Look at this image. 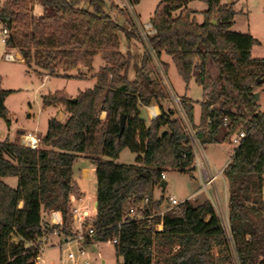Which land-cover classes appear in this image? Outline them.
<instances>
[{"label":"trees","instance_id":"16d2710c","mask_svg":"<svg viewBox=\"0 0 264 264\" xmlns=\"http://www.w3.org/2000/svg\"><path fill=\"white\" fill-rule=\"evenodd\" d=\"M198 1L207 6L202 24L188 7L190 0H161L149 41L159 59H172L186 84L194 76L203 87L206 101L198 127L193 101L181 100L203 147L227 141L245 123L247 137L224 170L228 229L209 201L194 205L188 200L169 210L161 231L155 229L158 220H124L130 207L146 199L155 211L165 206L163 196L155 198L156 188L163 189L162 175L169 169L192 172L195 155L174 111L159 107V117L149 124L141 117L140 108L159 104L167 91L152 79L147 51L121 52L120 34L127 44L129 35L108 14L107 1L6 0L0 7L3 31L9 32L6 43L26 65L49 76L80 66L91 71L100 52L109 65L75 103L63 92L43 97L45 107L63 106L67 116L48 120L39 149L0 141V264H35L41 239L56 229L44 223L43 212L60 211L62 233L69 234L70 199L82 196L73 178L80 157L94 164L97 178V215L86 227L96 231L95 243L118 240L114 250L122 261L117 264H264V112L255 98V90L264 88V59L252 58L257 39L232 31L236 13L231 4ZM38 6L42 15L36 14ZM212 69L220 89L215 96L207 88ZM12 93L1 88L0 80V119L9 127L5 103ZM122 115L126 126L119 137ZM124 150L137 155L135 165L117 163ZM8 179H16V185Z\"/></svg>","mask_w":264,"mask_h":264},{"label":"rangeland","instance_id":"374dc122","mask_svg":"<svg viewBox=\"0 0 264 264\" xmlns=\"http://www.w3.org/2000/svg\"><path fill=\"white\" fill-rule=\"evenodd\" d=\"M6 0H0V7ZM107 12L112 19L119 23L126 34L129 35V44L134 43L137 52L131 48L133 54H143L146 51L143 38L134 24L130 11L128 9L127 0H106ZM161 0H140V3L134 7V12L137 15L138 22L141 25L149 24L154 18L155 11ZM224 4H231L236 13L232 31L242 34H250L259 41L252 50V58L264 59V0H223ZM114 5L123 13L120 14L118 10H110ZM190 8L204 11L207 6L200 2L194 1ZM195 18L199 24L203 23L202 13L197 14ZM36 14L42 15V10L36 7ZM178 14V13H176ZM4 38L3 25L0 22V80L1 88L7 91H13L6 100V108L9 111L11 126L9 127L4 120L0 119V141L9 139V141L17 143L21 138L22 133L36 136L39 140L46 134L48 129V120L52 117L63 118L61 113H67L63 106L45 107L43 104V97L52 95L56 92H63L69 98L74 99L79 92H83L93 87L96 81V76L100 70L108 66L109 63L105 60L102 52L95 57L91 71L84 66H80L78 70L62 73L60 76H49L35 65L28 66L19 60L9 62L6 56L11 54L18 55V51L11 49L7 43L2 40ZM121 52L126 54L127 48L124 35L120 34ZM123 44V46H122ZM160 62L166 72V80L168 86L164 85V80L160 76L157 66L158 64L151 59V65L154 68L151 77L158 81L167 91L165 99H161L159 104L154 103L152 106L162 107L165 112L170 110L175 112L174 118H178V103L174 101V97L188 98L193 101L195 106V125H200V117L202 113V106L206 101L205 91L202 86L196 82L193 76L189 84H186L179 75L172 59L169 56L163 55ZM164 66H167V71ZM210 78L207 81V88L215 96L220 92L219 85L216 84L217 73L214 69L210 72ZM69 76V78L64 77ZM134 75H132L133 78ZM83 78V79H81ZM87 81H86V80ZM255 93H259L260 99L257 102L261 112H264V88H257ZM214 101V100H213ZM211 101V103L213 102ZM215 102V101H214ZM214 107L219 106V103H212ZM149 107H141V117L149 124L148 109ZM236 111V108H232ZM107 115L101 114V120L106 121ZM245 123H241L232 136L225 142L207 145L203 148L211 164L212 174L221 172L224 167L231 161L234 156L237 145L232 143L233 138L237 137L240 131H244ZM22 135V137H23ZM23 140V138H21ZM24 143V142H23ZM25 144V143H24ZM23 144V145H24ZM22 145V146H23ZM41 147V144H39ZM137 155L131 153L129 150H124L120 154L117 163L122 165H135ZM94 164L84 157H80L73 168V178L80 185V189L91 198L92 201L97 200V178L93 170ZM167 187L164 189L156 188L155 198L160 199L162 196L165 203L168 199L174 197L178 202L186 201L194 197L191 202L194 205H199L205 201H209L216 206L218 211H221L225 205L228 204L229 189L225 176L222 174L215 182L212 188L203 189L204 181L202 180L197 167L192 172L182 173L179 170H166L164 172ZM11 186L16 185V179L6 180ZM219 201V204H218ZM166 205V204H165ZM222 207V208H221ZM42 218L45 224L49 223V216L43 212ZM49 244L44 246L41 250V259L45 264H69L64 253L56 247L63 237L49 235ZM54 246V247H52ZM92 264H117L121 262L116 255L114 245L110 242H97L88 247Z\"/></svg>","mask_w":264,"mask_h":264},{"label":"built area","instance_id":"2783aa9c","mask_svg":"<svg viewBox=\"0 0 264 264\" xmlns=\"http://www.w3.org/2000/svg\"><path fill=\"white\" fill-rule=\"evenodd\" d=\"M128 1V0H127ZM128 3V9L129 13L131 15V18L135 25H137V28L140 32V35L143 38L144 44L146 46V51L151 56V59L158 64L157 70L164 80V85L168 86L167 80H166V72L163 68L162 63L160 62V59L156 56L155 52L153 51L149 38L153 36L156 31L153 28L152 23L141 25L138 22L137 15L134 12V7L136 5L132 4L130 1ZM4 38L3 42L6 43L9 38V32L7 30L3 31ZM6 60L9 62H14L16 60H19L20 62H24L23 58H19L18 56H13L11 54L6 56ZM176 103H178V119L184 124V126L187 129L190 145L193 148L194 155H195V167L198 168L200 176L202 180L204 181L203 189L207 190L208 188H212L215 185L216 180L223 174L224 170L227 167V165L231 162H229L224 169L221 172H218L217 174H212L211 172V164L205 155V152L203 151V146L200 144L198 137L196 135V130L192 127L190 124L186 114L183 111V108L181 106V100L179 98H172ZM160 113L159 110L152 106L148 109V116L150 119V122L157 119L159 117ZM229 120L225 118L224 120V126L229 125ZM238 130V129H237ZM247 137V131L244 129V131H240L237 137L233 138L232 143L234 145H237V147L240 145L243 139ZM23 142L26 147H29L31 149H39L40 140L31 134H27L23 137ZM162 179H165V175H162ZM194 200L193 198H190L189 201ZM188 201V200H186ZM183 202H178L174 197H171L168 199V202L165 206H163L159 211H155L152 209L151 202L149 199H146L143 203L140 204L138 207H130L124 217V220L131 219V220H149L154 221L158 220V222L155 225V229L157 231H161L163 229V219L165 214L175 208L180 206ZM219 204V201H218ZM70 210H71V216L73 221L72 229L69 231V234H63L62 229L65 228L64 224V218L60 211H50L47 213L49 216V227H56L53 234L57 237H63L64 240L61 241L56 247H58L65 255L67 261L69 264H92L90 253L88 252V247L95 244V238H96V231L91 228L90 226L86 227V223L91 222L95 219L97 215V200L92 201L91 198L88 195H83L80 197L72 196L70 199ZM145 213H148L149 216H146ZM219 216L222 219V222L226 229H228V220L227 216H223L219 214ZM49 235H44L41 239L40 243V254L41 250H43L44 246H47L49 244ZM118 240L114 239L112 242L113 245L117 244ZM54 247V246H52ZM39 255L36 260L35 264H45L44 260L41 259Z\"/></svg>","mask_w":264,"mask_h":264},{"label":"crops","instance_id":"0c3cea01","mask_svg":"<svg viewBox=\"0 0 264 264\" xmlns=\"http://www.w3.org/2000/svg\"><path fill=\"white\" fill-rule=\"evenodd\" d=\"M194 1H196V0H190V3H189V9L190 10H192V11H194V12H198L197 14H199V13H203L204 11H199V10H197V9H193V8H190V5L194 2ZM198 1V0H197ZM137 6V5H136ZM196 15V14H195ZM202 18H203V16H202ZM122 46H123V44H122ZM126 48H127V51H130V52H132V50H131V48H133L134 49V51L135 52H137V50L135 49V45H134V43H126V46H125ZM18 55L20 56V54L18 53ZM22 63H24V62H22ZM25 64V63H24ZM81 79H83V78H81ZM86 80V79H85ZM87 81V80H86ZM95 84H96V81L93 83V87L95 86ZM92 87V88H93ZM91 89V88H90ZM79 93H81V92H79ZM79 93L76 95V96H78L79 95ZM156 108L159 110V108L156 106ZM104 114H106V113H104ZM61 116L63 117V118H59L58 120L59 121H61V120H63L64 119V117H65V114H63V113H61ZM20 136H21V138H23L25 135H27V134H25V135H23L22 133H20L19 134ZM22 135H23V137H22ZM19 139L18 140V144H20V145H23L24 143H23V140L22 139ZM9 140V139H8ZM23 146H25V145H23ZM94 171H95V167H94V169H93ZM77 183V182H76ZM15 186V185H14ZM77 186H78V188H79V190H80V192L83 194V195H87L86 193H85V191L84 190H82V189H80V185L77 183ZM189 200V199H188ZM214 205V204H213ZM214 207H215V209H216V211H217V213L218 214H221V215H223V216H227V213H228V204L227 205H225V207H221L222 209H221V211H218V209L216 208V206L214 205ZM120 260L122 261V258H120Z\"/></svg>","mask_w":264,"mask_h":264},{"label":"water","instance_id":"95a60500","mask_svg":"<svg viewBox=\"0 0 264 264\" xmlns=\"http://www.w3.org/2000/svg\"><path fill=\"white\" fill-rule=\"evenodd\" d=\"M213 24H215V22H213ZM262 82L263 81H259V83H262ZM255 98H256V101L258 102L259 99H260L259 93H256L255 94ZM72 102L75 103L76 102V99L72 100ZM125 126H126V116L125 115H122V117H121V124H120L121 131H120L119 137H121L122 134L124 133ZM160 187L163 188V189L166 188L167 187V183L165 181H163Z\"/></svg>","mask_w":264,"mask_h":264}]
</instances>
